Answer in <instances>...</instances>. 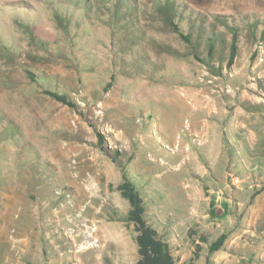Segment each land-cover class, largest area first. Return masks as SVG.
Wrapping results in <instances>:
<instances>
[{"label": "rangeland", "instance_id": "374dc122", "mask_svg": "<svg viewBox=\"0 0 264 264\" xmlns=\"http://www.w3.org/2000/svg\"><path fill=\"white\" fill-rule=\"evenodd\" d=\"M178 1L190 43L159 0H0V264H136L110 154L178 264H264V0Z\"/></svg>", "mask_w": 264, "mask_h": 264}, {"label": "trees", "instance_id": "16d2710c", "mask_svg": "<svg viewBox=\"0 0 264 264\" xmlns=\"http://www.w3.org/2000/svg\"><path fill=\"white\" fill-rule=\"evenodd\" d=\"M157 12L160 14L163 22L173 31L177 32L186 42H191V31L195 29V19H199L201 24L198 26L197 34L202 35L204 29L202 18L203 16L199 12H195L193 9H187V7L180 3L178 0H159L156 6ZM126 10L121 13L120 19H126ZM200 15V16H199ZM60 23H63L59 19ZM185 22L188 25V30H185ZM225 25L231 31V42H230V54L228 56L229 65L233 64L238 54V41H239V30L238 28L228 22L224 21ZM25 25L26 32H30L29 26ZM65 28L69 31L68 26ZM33 37V36H32ZM40 43H42L39 40ZM208 51L212 55L213 48L215 47V38L210 36L208 38ZM42 45V44H41ZM31 77L37 80L35 75L31 73ZM45 93L57 101L76 108L77 104L69 96L59 91H52L51 89H45ZM100 136V147L103 150H109L103 145V138ZM112 155V159L122 169V182L118 185V190L121 195L128 200L129 209L126 215L128 221L132 222L136 231V241L138 244V259L136 264H178L177 259L174 256L170 244L169 238L162 233L159 226L162 225L160 222H155V217L150 214L149 210V196L147 194V188L150 182L147 179H143L140 175L131 172L125 165L120 163V158L117 154ZM154 219V220H153ZM227 239V233H221L216 239L209 242V252L220 250ZM202 241L208 243V239L202 236ZM196 255V254H195ZM180 264H194L193 259L184 261ZM208 264V263H207Z\"/></svg>", "mask_w": 264, "mask_h": 264}]
</instances>
